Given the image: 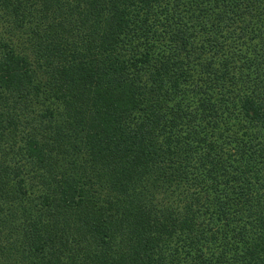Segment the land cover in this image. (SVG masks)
Masks as SVG:
<instances>
[{
	"label": "trees",
	"instance_id": "16d2710c",
	"mask_svg": "<svg viewBox=\"0 0 264 264\" xmlns=\"http://www.w3.org/2000/svg\"><path fill=\"white\" fill-rule=\"evenodd\" d=\"M0 264H264V0H0Z\"/></svg>",
	"mask_w": 264,
	"mask_h": 264
}]
</instances>
